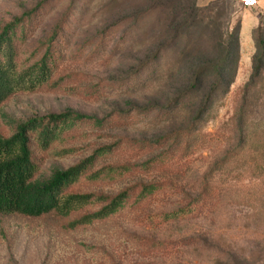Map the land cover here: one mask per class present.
Listing matches in <instances>:
<instances>
[{"label":"trees","instance_id":"obj_1","mask_svg":"<svg viewBox=\"0 0 264 264\" xmlns=\"http://www.w3.org/2000/svg\"><path fill=\"white\" fill-rule=\"evenodd\" d=\"M76 2L72 0L68 11L47 34H40V29L47 18L48 0L0 26L2 245L13 250L14 240L25 234L24 225L41 221L50 238L45 264H189L187 259L192 256L214 257L220 264L223 256L230 255L213 243L210 230L199 227L194 232L186 231L200 221L220 224L236 206L246 205L264 215V184L261 189L248 190L247 195L233 187L243 178L257 180L261 179L258 173L264 174V113L260 114L258 104L262 91L258 87L264 83V53L254 59L251 80L235 115L231 138L235 144L192 185H187L190 175L186 165L191 166L197 147L203 149L209 141H215L203 132L202 124L212 111L216 93L225 85L227 63L232 60L236 66L240 62L238 36L244 6L240 0L232 1L236 7L232 15L235 26L231 22L225 36L219 33L221 63L208 64L198 71L192 90L165 108L118 110L103 118L74 111L28 119L14 117L3 106L18 93L91 97L104 90L100 82L89 84L91 77L67 65L63 45ZM177 2L178 11L189 2L197 5L196 0ZM224 2L227 0L203 9ZM149 9L136 19L162 10V4L159 1ZM199 9L196 11L203 12ZM260 15L255 39L264 52V12ZM165 52H157L131 77L155 65ZM213 71L220 81L205 97H199L201 79ZM232 71L236 74L237 68ZM139 88L134 87L132 92ZM194 89L197 96L191 95ZM187 97L196 103L184 105ZM168 109V123L190 117L185 130L153 142L108 135L113 126L131 120L130 115L158 116ZM223 175L227 180L221 183ZM14 219L21 224L8 228Z\"/></svg>","mask_w":264,"mask_h":264},{"label":"rangeland","instance_id":"obj_2","mask_svg":"<svg viewBox=\"0 0 264 264\" xmlns=\"http://www.w3.org/2000/svg\"><path fill=\"white\" fill-rule=\"evenodd\" d=\"M41 1L43 0H0V26L33 9ZM76 1L63 45L67 65L71 66V70L91 77L89 84L100 82V88L104 86V90L91 97L67 96L54 92L18 93L3 106V110L14 117L28 119L74 111L103 118L118 110L155 106L165 108L180 99L185 92L192 90V81L198 71L204 70L208 64L221 63L220 34L226 35L236 10L235 4L230 0L206 9L189 2L182 9L178 7L180 11L176 8L177 0ZM159 1L162 10L148 12L140 21L136 19V15L146 12ZM71 2L72 0H48L45 10L47 18L40 34L51 31L56 20L68 11ZM197 7L202 8L203 12H197ZM237 29L236 27L235 30ZM238 37L240 62L235 66L230 60L224 74L223 85L233 80L232 85L228 88L224 85L218 90L212 111L202 124L203 132L210 134L215 141H209L203 149L196 148L197 153L190 159L191 166L186 165L187 176L190 175L187 185H192V182L205 175L212 163L235 144L234 139H231L236 128L235 115L245 87L251 80L254 59L264 53L259 46L255 51L250 49V45L243 47L241 35ZM229 43L230 39L227 38L225 44ZM164 50L166 52L160 61L137 77H131L149 59L154 58L157 52ZM242 52H245L243 61ZM234 66L237 68L236 74L232 71ZM154 76L155 81L149 84ZM201 80L198 96L205 97L215 83L220 81V76L213 71ZM139 86V89L132 92L134 87ZM260 88L262 91L258 104L261 114L264 113V83L259 85L258 90ZM196 91L194 89L191 95L197 96ZM188 98L183 102L184 105L196 103ZM170 113L168 109L158 116L130 115L131 120L121 122L119 127L113 126L108 135L153 142L185 130L190 117L184 121L168 123L166 116ZM154 125L158 127L152 130L148 128ZM258 178L261 179L250 181L243 178L240 184H233V187L247 195L248 190L261 189L264 174L258 173ZM226 180L223 175L221 183ZM225 219L220 224L203 221L193 223L186 232H194L199 227L210 230L214 236L213 243L230 255L227 258L223 256L220 264H264V215L261 211H253L246 205L236 206L228 211ZM11 222L8 228H12L13 224H21V221L15 219ZM27 223L30 230L28 224L24 225L25 234L14 240L13 250L0 241V264L46 263L50 238L44 233L43 222ZM187 262L216 264L218 261L214 257L209 259L202 256L197 259L192 256L188 257Z\"/></svg>","mask_w":264,"mask_h":264},{"label":"crops","instance_id":"obj_3","mask_svg":"<svg viewBox=\"0 0 264 264\" xmlns=\"http://www.w3.org/2000/svg\"><path fill=\"white\" fill-rule=\"evenodd\" d=\"M221 0H196L199 7H207L212 3L218 2ZM238 1V0H232ZM259 5L254 9H246L242 7V17H241V45L244 47L250 45V49L255 51L257 50V44L255 39V33L261 22V12H264V0H258ZM246 41V44L245 42ZM246 52V50H245ZM245 52H242L241 58L242 61L245 57Z\"/></svg>","mask_w":264,"mask_h":264},{"label":"built area","instance_id":"obj_4","mask_svg":"<svg viewBox=\"0 0 264 264\" xmlns=\"http://www.w3.org/2000/svg\"><path fill=\"white\" fill-rule=\"evenodd\" d=\"M244 8L246 9H254L259 5L258 0H240Z\"/></svg>","mask_w":264,"mask_h":264}]
</instances>
